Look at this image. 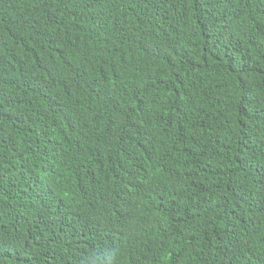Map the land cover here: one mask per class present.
I'll use <instances>...</instances> for the list:
<instances>
[{"label":"trees","instance_id":"1","mask_svg":"<svg viewBox=\"0 0 264 264\" xmlns=\"http://www.w3.org/2000/svg\"><path fill=\"white\" fill-rule=\"evenodd\" d=\"M0 264H264V0H0Z\"/></svg>","mask_w":264,"mask_h":264}]
</instances>
